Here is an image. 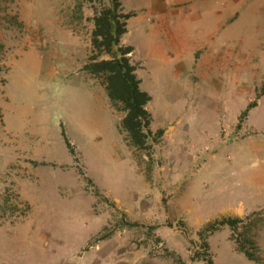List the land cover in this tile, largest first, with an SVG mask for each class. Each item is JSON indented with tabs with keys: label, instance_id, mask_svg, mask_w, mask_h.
Wrapping results in <instances>:
<instances>
[{
	"label": "rangeland",
	"instance_id": "1",
	"mask_svg": "<svg viewBox=\"0 0 264 264\" xmlns=\"http://www.w3.org/2000/svg\"><path fill=\"white\" fill-rule=\"evenodd\" d=\"M121 2L150 151L84 70L108 0H0V264H264V0Z\"/></svg>",
	"mask_w": 264,
	"mask_h": 264
},
{
	"label": "trees",
	"instance_id": "2",
	"mask_svg": "<svg viewBox=\"0 0 264 264\" xmlns=\"http://www.w3.org/2000/svg\"><path fill=\"white\" fill-rule=\"evenodd\" d=\"M121 1L108 0L107 7L95 9V15L92 18L94 23L91 35L92 54L89 62L84 65V70L101 80L112 108L124 114L120 120L119 130L124 134L127 144L136 151H150L153 145L161 141L164 130L159 129L154 132L152 129L153 116L147 109L152 97L141 89V80L137 75L140 66L132 60L134 48L121 43L122 37L128 31V21L134 16L132 13L123 12ZM103 55H108L109 59H101ZM66 142L74 154L70 142L67 139ZM16 197L20 199L19 194ZM20 201L26 205V213H29L30 204ZM243 221L239 217L226 218L216 224L208 225L205 232L211 234L220 226L227 225L235 233ZM236 243L238 250L247 259L256 264H262L258 256L247 250L240 242L236 241ZM204 246L206 249L209 248L206 242ZM175 264H185V262L179 259ZM209 264H214L213 260H209Z\"/></svg>",
	"mask_w": 264,
	"mask_h": 264
},
{
	"label": "crops",
	"instance_id": "3",
	"mask_svg": "<svg viewBox=\"0 0 264 264\" xmlns=\"http://www.w3.org/2000/svg\"><path fill=\"white\" fill-rule=\"evenodd\" d=\"M168 13H169L171 16H173L172 14H174L175 18H176V17H179V14H178L177 11L172 12L171 10H169ZM171 22H172V21H171ZM178 40H180V36L178 37ZM178 40H177V38L174 40V45H173V46H174L175 48H176V47L178 46V44H179ZM167 41H168V40H167Z\"/></svg>",
	"mask_w": 264,
	"mask_h": 264
}]
</instances>
